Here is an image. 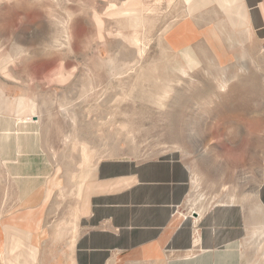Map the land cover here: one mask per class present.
Instances as JSON below:
<instances>
[{
	"label": "rangeland",
	"instance_id": "obj_1",
	"mask_svg": "<svg viewBox=\"0 0 264 264\" xmlns=\"http://www.w3.org/2000/svg\"><path fill=\"white\" fill-rule=\"evenodd\" d=\"M217 1L0 0V264H73L90 186L115 159L182 165L195 245L204 220L239 225L245 264H264V25L241 0L251 32L229 37ZM21 146L41 158L26 178ZM37 210L36 242L12 218Z\"/></svg>",
	"mask_w": 264,
	"mask_h": 264
},
{
	"label": "crops",
	"instance_id": "obj_2",
	"mask_svg": "<svg viewBox=\"0 0 264 264\" xmlns=\"http://www.w3.org/2000/svg\"><path fill=\"white\" fill-rule=\"evenodd\" d=\"M217 2L225 12L222 23L229 37L237 38L233 30L238 27L251 32L241 12V0ZM244 5L250 22L264 25V0H244ZM20 151L18 165H23L21 176L26 178L32 175L28 174L32 159L41 158L30 153L31 149L21 146ZM188 177L189 172L182 165L165 161L135 163L115 159L100 164L79 220L73 264H117L124 257H142L138 260L147 264H245L241 233L245 229L240 232L239 225L233 226L231 232L220 226L216 229L204 220L205 225L199 228L201 242L198 247L195 245L194 227L180 214ZM259 198L264 206V167ZM39 211L12 218L14 223L29 225L30 237L36 242L40 233ZM231 233L243 236L241 245L234 243ZM129 261L135 264V260Z\"/></svg>",
	"mask_w": 264,
	"mask_h": 264
},
{
	"label": "bare ground",
	"instance_id": "obj_3",
	"mask_svg": "<svg viewBox=\"0 0 264 264\" xmlns=\"http://www.w3.org/2000/svg\"><path fill=\"white\" fill-rule=\"evenodd\" d=\"M188 30H185V32H177L176 34H175V36H178V34H180V36L181 37H183V40L180 42V43H177V45H180V44H182L183 45V43L185 42V41H188V39H189V34H188V32H187Z\"/></svg>",
	"mask_w": 264,
	"mask_h": 264
}]
</instances>
